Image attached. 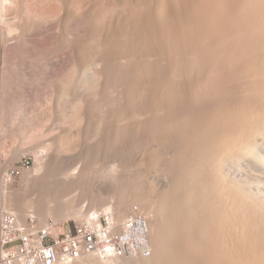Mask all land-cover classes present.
Masks as SVG:
<instances>
[{"label": "bare ground", "instance_id": "1", "mask_svg": "<svg viewBox=\"0 0 264 264\" xmlns=\"http://www.w3.org/2000/svg\"><path fill=\"white\" fill-rule=\"evenodd\" d=\"M61 4L57 44L26 0H0V55L62 45L73 67L95 71L99 98L82 111L96 133L77 151L42 146L30 191L11 193L5 214L78 222L103 210L71 219L83 216L84 201L154 213L149 258L82 255L79 264H264V0ZM60 78L52 81L64 90L74 79L69 71ZM97 168L105 187L92 181ZM23 236L36 240L35 232Z\"/></svg>", "mask_w": 264, "mask_h": 264}, {"label": "rangeland", "instance_id": "2", "mask_svg": "<svg viewBox=\"0 0 264 264\" xmlns=\"http://www.w3.org/2000/svg\"><path fill=\"white\" fill-rule=\"evenodd\" d=\"M26 3L27 5L29 4L27 7L31 10V14L34 17L33 19L41 24L45 20L46 22L48 21L46 25H43L42 30L45 28V26L50 28V37L58 44L56 32L60 26L59 23L62 11L61 0H26ZM47 12H49V15L47 14ZM36 39L37 40L35 41L36 43H38L36 44V47L39 45L40 47L43 46L45 40H39V37H36ZM26 44L28 45L27 47L33 48V43L28 42ZM9 45L13 46L10 43L8 44V46ZM54 48L55 49H53L52 47L50 51L47 50V53L44 52L43 54L29 52L14 56H5L4 58L0 55V75H2V77L5 76V79L3 77L4 81H6L7 76L9 80V82L7 80V82L5 83L6 89L0 87V199L3 200L1 201L5 203L6 207L9 210L11 207L9 206V208L8 205L10 204L5 201L7 200V197H10L11 193L15 191L17 192L18 190L23 191L24 188L25 190L28 191L29 189L30 191V186L26 184H29L31 180H26L27 178H32V174L30 173H32V169L35 168V157L39 156V152L42 151L43 148L42 146H46V144L48 145L51 142L53 143L52 147L54 148L55 146L54 149L56 150L71 151L72 149H74L77 151L81 147L89 148L92 143V140L90 139L94 137L96 133L91 132L96 130L95 128H92V123H89L87 121L88 119L85 117L82 110L84 108L83 105L85 104V102L86 105H88L90 99L91 102L97 99V96L100 93L99 76L95 71H87V73H82V71H79L77 68H75V66L73 67L74 63H72L71 61L68 62L66 60L67 50L62 45H58L57 47L54 46ZM65 63L67 65H65ZM63 66L65 67L63 68ZM4 68L6 70H4ZM65 71H69L74 79L72 81V85L64 90L62 85L58 86L56 82L58 83L57 80H59V78L66 73ZM11 77L13 78V80H11ZM53 79H57L55 83H53V81H55ZM50 81L55 85H52ZM9 83L11 84V86H9ZM59 83L65 84L63 82ZM92 97L95 99H93ZM80 110L82 112H80ZM81 114L83 117L81 116ZM84 118H86V120H84ZM82 120L87 123L85 124ZM84 145L88 147H85ZM53 148H51L50 150H52ZM124 148V151L128 149L127 146H124ZM141 163H143V167ZM141 163L135 166L136 168H140H137L140 172L139 175L144 174L145 164L144 162ZM136 168L131 167L132 170H129L130 174H133L136 171ZM12 169H17L21 172L16 175V177L13 178L12 181L5 183L2 179V177H4L3 174L7 170ZM99 172V168H97L95 172L93 171L94 178L92 181H94L95 179L94 184H102L103 186H101L105 187V183H102V181L99 182ZM139 172L136 171V174H134L137 175ZM29 174L31 175V177H29ZM97 174L99 175L97 176ZM95 175L98 178H95ZM29 197L28 200L30 199V203L31 200H33V203L34 200L38 197V193L33 190L29 193ZM110 203L107 205H103L105 207H103L102 205H96L94 207H91L90 209L89 205L86 203V201H84L80 205V208L83 211H81V215L83 216L71 219L76 220L82 218L90 211L100 208L104 209L109 206L113 207V209L117 213V216L119 215L118 217L121 218L124 217L126 213L132 209V207H137V205H133V203L132 205H130V207H115L113 202ZM141 211L148 213L151 221L154 213L149 210ZM29 214L35 216L39 224H43L48 220L54 219L52 217H46L44 218V220H41L37 215L29 211L25 214L23 212V215L21 214V218L18 217L19 221L22 223L25 222ZM68 219L70 218H67L65 220ZM62 220L59 219L58 221L61 222ZM136 258L134 257L132 259ZM79 263L80 260H78V262H72L71 264Z\"/></svg>", "mask_w": 264, "mask_h": 264}, {"label": "built area", "instance_id": "3", "mask_svg": "<svg viewBox=\"0 0 264 264\" xmlns=\"http://www.w3.org/2000/svg\"><path fill=\"white\" fill-rule=\"evenodd\" d=\"M20 172L17 169L7 170L2 179L8 183ZM140 210L132 207L121 222H118L113 210L107 208L78 222L51 219L41 227L35 218L29 217L25 223H20L11 212L5 214L0 199V252L5 250L3 257L0 255V263L55 264L67 258L75 261L82 255L149 258L152 254L149 245L150 217ZM6 226L11 227L9 233ZM23 232H35L36 240L33 242L24 237Z\"/></svg>", "mask_w": 264, "mask_h": 264}]
</instances>
